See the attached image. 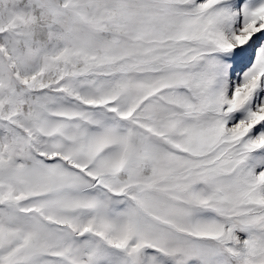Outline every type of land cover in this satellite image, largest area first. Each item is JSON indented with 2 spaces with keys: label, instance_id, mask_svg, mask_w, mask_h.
I'll return each instance as SVG.
<instances>
[{
  "label": "snow or ice",
  "instance_id": "6c2138e0",
  "mask_svg": "<svg viewBox=\"0 0 264 264\" xmlns=\"http://www.w3.org/2000/svg\"><path fill=\"white\" fill-rule=\"evenodd\" d=\"M0 264H264V0H0Z\"/></svg>",
  "mask_w": 264,
  "mask_h": 264
}]
</instances>
